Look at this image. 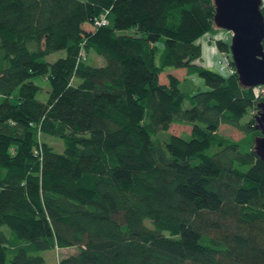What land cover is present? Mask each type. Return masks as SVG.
I'll list each match as a JSON object with an SVG mask.
<instances>
[{"label":"trees","instance_id":"1","mask_svg":"<svg viewBox=\"0 0 264 264\" xmlns=\"http://www.w3.org/2000/svg\"><path fill=\"white\" fill-rule=\"evenodd\" d=\"M214 12V0H0V264L70 246L58 264H264V92L200 61V38L223 30ZM213 39L235 67L231 38ZM170 65L206 86L160 80ZM173 123L191 130L161 137Z\"/></svg>","mask_w":264,"mask_h":264},{"label":"water","instance_id":"2","mask_svg":"<svg viewBox=\"0 0 264 264\" xmlns=\"http://www.w3.org/2000/svg\"><path fill=\"white\" fill-rule=\"evenodd\" d=\"M263 0H214V22L232 31V60L243 86L264 84V15ZM255 126L260 134L255 137L254 150L264 159V100L258 102Z\"/></svg>","mask_w":264,"mask_h":264},{"label":"rangeland","instance_id":"3","mask_svg":"<svg viewBox=\"0 0 264 264\" xmlns=\"http://www.w3.org/2000/svg\"><path fill=\"white\" fill-rule=\"evenodd\" d=\"M207 34L210 35V36H208V38L203 37V36L200 38L201 43H202V50H203L200 61H203L211 69H213V70L215 69L218 71H219V68H218V62H219L220 67L222 69L226 70V72L224 74L232 73V71L229 70L228 66L225 65V60H223V56H224L225 52H224V54L222 52H220L218 57H216V59L213 60L214 62L212 64L208 61V59L206 58V56L204 54V51L208 52L207 44H206L207 42L210 44L211 47H215L216 43L214 41L215 39H213L214 37H217V36L222 37L223 36L224 38L229 39V37L231 38L232 31L229 29L223 28V30L220 29L219 33L217 31L214 33L208 32ZM161 43L162 42H160V45L162 46L163 43L162 44ZM63 53H64L63 50H61V51L58 50V51L51 52L50 54L47 55V57L49 60H51V59L56 58L59 55H62ZM94 53L95 52L92 51L91 55L94 56ZM96 59L98 61H100V63H103L105 60V57H104V55H102V56L97 55ZM169 72L175 73L176 75H178L179 78H182V76H184L186 74L184 67H176V66L170 65V66H167L166 69H164L160 72V80L166 81L167 77H168L167 73H169ZM35 80L42 86L41 89H39V92L37 93V97L40 99H46L48 97L49 89H50V83H49L48 79L41 77V78H36ZM180 84H181L183 89L190 90V91L197 90L200 88L203 89L206 86L204 79L200 75H198L197 73L192 74V75L188 74L185 78H182V81L180 82ZM185 104H188V102L186 101ZM169 127H170L169 129H163L162 130L161 137L166 136L169 133H173V131L176 133L184 134V133L189 132L191 130L190 125L186 124V123H184V124L173 123ZM220 131L225 135L228 134V135L233 136L235 138L240 137L242 134V131L240 129H237L234 126L229 125L228 123L227 124H224V123L221 124ZM184 135H187V134H184ZM47 139L50 140V142L54 145L55 149H57V150H63V148L65 147V144L63 143L62 138L58 135H49L47 137ZM147 222H149V219H147ZM73 251H76L75 246H70L69 248H60V249H58V251L55 248L49 247V249H45L42 251L44 254V258H45L43 263L44 264H58L57 259L60 258L61 255L68 254V253H71Z\"/></svg>","mask_w":264,"mask_h":264},{"label":"crops","instance_id":"4","mask_svg":"<svg viewBox=\"0 0 264 264\" xmlns=\"http://www.w3.org/2000/svg\"><path fill=\"white\" fill-rule=\"evenodd\" d=\"M206 38H208V37H206ZM206 44H207L208 52L204 51V54H205L206 58L208 59V61L212 64L214 62L213 60H215L216 57H218V55L221 51L218 50L217 45H215V47H211L208 42ZM218 68H219V71L222 72L223 74L226 72L225 69H222L220 67L219 62H218Z\"/></svg>","mask_w":264,"mask_h":264},{"label":"built area","instance_id":"5","mask_svg":"<svg viewBox=\"0 0 264 264\" xmlns=\"http://www.w3.org/2000/svg\"><path fill=\"white\" fill-rule=\"evenodd\" d=\"M106 20V18L104 17V15L100 18V22L104 23V21ZM223 60H225V65L228 66L229 70L232 71V73H234L236 70V68L234 66L230 65V60H228V55L225 53L223 56ZM260 91L264 92V84H258Z\"/></svg>","mask_w":264,"mask_h":264}]
</instances>
